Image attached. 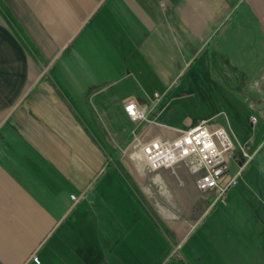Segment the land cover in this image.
I'll return each instance as SVG.
<instances>
[{"label": "crops", "instance_id": "crops-1", "mask_svg": "<svg viewBox=\"0 0 264 264\" xmlns=\"http://www.w3.org/2000/svg\"><path fill=\"white\" fill-rule=\"evenodd\" d=\"M244 9L256 27L249 29V58L234 61L232 49H243L244 37L226 35L222 21L236 10L242 17ZM206 48L203 62L212 65L213 78L247 81L242 87L256 103L264 94V83L251 84L264 81V0H0V264H35L32 256L37 264H105V240L131 235L136 204L115 171L105 192V166L115 170L106 145L130 123L141 126L125 115L126 99L148 116L158 103L141 90L122 96L107 89L116 71L93 65H186ZM63 56L80 73L54 72ZM92 79L104 83L68 82ZM160 110L148 117L158 123L140 135L172 138L192 125H168L158 119ZM245 142L252 150L240 184L219 201L242 229L240 246L251 238L264 264V155L252 162L264 148V132ZM105 193L113 196L107 206L123 209L124 219L105 217Z\"/></svg>", "mask_w": 264, "mask_h": 264}, {"label": "rangeland", "instance_id": "rangeland-1", "mask_svg": "<svg viewBox=\"0 0 264 264\" xmlns=\"http://www.w3.org/2000/svg\"><path fill=\"white\" fill-rule=\"evenodd\" d=\"M238 11L222 22L224 26L229 27L226 35L232 31L237 32L235 40L244 37L245 47L241 50L232 49V55L234 61H246L249 58L248 51L251 52L249 44L247 45V40L252 36L249 29L256 27V22L249 13H245V9L242 17L238 15ZM239 18H242L243 24ZM256 38L253 36V39ZM206 53L207 48L186 65L130 63L93 67H99L100 70L104 67L106 72L108 68H113L116 71V82L107 89L117 91L122 96L140 90L144 91L149 99L152 98L153 92L163 95L159 96L157 101L161 108L157 117L168 125L183 127L188 121L194 124L200 119H208L209 125L224 127L233 143L229 159L232 172L238 166L234 163L235 158H240L239 163L244 161L239 146L250 153L252 147L245 149V141L249 138H260L264 125L259 123L260 120L254 124L249 121V115L254 114V111L248 107V103L254 102L255 95H249V91L246 92V88L242 87L247 81L235 80L233 85H230L229 82L214 79L211 73L212 65L203 62ZM64 60V56L58 59L52 70L57 73L65 70L80 73V65H65L62 63ZM233 64L234 68L237 63ZM246 69L243 70L244 75L249 73ZM240 73L237 75L241 76ZM97 74L103 75L102 71ZM260 81L256 83L262 85L264 81ZM68 82L78 88L82 87V82L101 87L104 80ZM254 82L251 81V84L256 86ZM158 106L150 110L149 116L156 114ZM146 116L149 117L147 114ZM147 120L150 122L140 123L141 126L136 128L130 123L126 129L121 130L115 143L106 145V149L109 153L113 152L119 165L113 163L115 170L111 165L105 166V192L112 185V173L115 171L121 181H118V184L125 187L136 204H132L135 206L130 208L134 223L121 222L122 225L129 224L134 228L131 235L127 234L124 238L125 232L121 231L119 234L122 237L105 240V264H261L263 257L253 255L251 238L244 240L240 246L238 235L242 229L232 221L236 220L233 212L228 211L221 201L209 204V193L196 190L194 181L197 173L191 171L189 164L178 163L171 169L162 168L150 172L143 162L132 157L130 143L133 134L140 135V129H145L153 122L152 119ZM256 153L252 159L254 166L261 161L264 148L259 151L258 156H255ZM156 176L159 177V182L153 181ZM237 182L240 184V179ZM112 199L113 196L105 193V217L124 219L126 214L122 213L123 209L113 208L111 204L107 206ZM160 207L170 212L172 217L164 216Z\"/></svg>", "mask_w": 264, "mask_h": 264}, {"label": "built area", "instance_id": "built-area-1", "mask_svg": "<svg viewBox=\"0 0 264 264\" xmlns=\"http://www.w3.org/2000/svg\"><path fill=\"white\" fill-rule=\"evenodd\" d=\"M256 84L255 81L254 85ZM153 98L158 101L159 95L154 93ZM248 107L254 111V114L249 115L252 124L258 120L264 121V94L256 103H248ZM122 109L132 122H150L147 120L146 107L137 105L132 99H126ZM153 122L158 123L155 120ZM130 144L132 157L143 162L150 172L162 168L171 169L178 163L189 164L191 171L197 173L194 181L196 190L209 193L212 204L223 199L226 191L236 184L241 169L251 158L250 153L239 146L244 161L231 172L229 159L233 150L232 140L224 127L209 125L208 119H200L179 129L172 138L133 134ZM70 198L74 199V196L71 195ZM31 261L38 263L35 256L31 257Z\"/></svg>", "mask_w": 264, "mask_h": 264}, {"label": "bare ground", "instance_id": "bare-ground-1", "mask_svg": "<svg viewBox=\"0 0 264 264\" xmlns=\"http://www.w3.org/2000/svg\"><path fill=\"white\" fill-rule=\"evenodd\" d=\"M134 155V154H133ZM153 181L154 182H159L160 181V179H159V177H154V179H153ZM161 183V182H160ZM164 189V188H163ZM162 190V189H161ZM165 192V191H164ZM160 211L162 212V214L164 215V216H166V217H172V214L170 213V212H168L166 209H164V208H161L160 207Z\"/></svg>", "mask_w": 264, "mask_h": 264}, {"label": "trees", "instance_id": "trees-1", "mask_svg": "<svg viewBox=\"0 0 264 264\" xmlns=\"http://www.w3.org/2000/svg\"><path fill=\"white\" fill-rule=\"evenodd\" d=\"M109 157L111 158V159H110L111 162L116 163V166H117V164L119 165L117 158H115V157L113 156V152L109 153ZM118 169H119V168H118Z\"/></svg>", "mask_w": 264, "mask_h": 264}]
</instances>
